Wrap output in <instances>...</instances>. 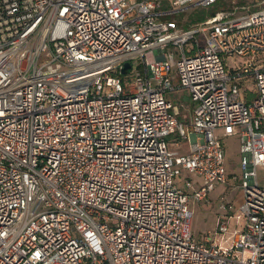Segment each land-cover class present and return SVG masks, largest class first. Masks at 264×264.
<instances>
[{"label":"built area","instance_id":"built-area-1","mask_svg":"<svg viewBox=\"0 0 264 264\" xmlns=\"http://www.w3.org/2000/svg\"><path fill=\"white\" fill-rule=\"evenodd\" d=\"M166 2L193 0H0V264H264V7L184 27ZM234 134L229 246L227 215L198 239L189 201L227 182Z\"/></svg>","mask_w":264,"mask_h":264},{"label":"rangeland","instance_id":"rangeland-1","mask_svg":"<svg viewBox=\"0 0 264 264\" xmlns=\"http://www.w3.org/2000/svg\"><path fill=\"white\" fill-rule=\"evenodd\" d=\"M198 0L186 4V6H178L175 3L166 2L163 9L171 11L168 14L161 15L163 19L176 20L181 26L187 27L193 23H197L206 16L210 15L211 11H218L222 9L234 8L239 6L241 12L246 11L248 8L257 9L258 7H264V0H218L211 6H199L196 5ZM239 10V11H240ZM242 60L239 57V61ZM134 61V67L139 63L136 59ZM230 64H235V61L231 59ZM174 81L178 82V77L174 75ZM244 91L250 89L254 91L256 84L254 79L248 78L245 82ZM246 94H249L248 92ZM250 95V94H249ZM167 97L174 103L182 102L184 104H190L192 101L190 95L185 89L170 90L167 92ZM178 134L174 133L169 139H174ZM218 135H223V130H218ZM225 143V165L227 171V182L216 183V188L212 190L208 197L202 200L195 198L190 199L189 208L192 211V230L195 236L200 239L206 233L212 230H216L218 221L221 216L227 215L226 221L228 222V230L221 232L217 235L218 242L223 245L231 246L236 230L242 229L244 220H239L237 212L239 211L238 206L242 202L243 189L240 185L243 176V164L241 156V142L239 134L232 136H225L223 138ZM187 149V148H186ZM258 180L259 183L264 185V165L258 166ZM192 176L194 179L202 181L203 178L198 173H187L184 172L176 177V183L178 186L183 187L185 185L186 177ZM232 204L233 215L230 217L228 214L229 209L222 207V204Z\"/></svg>","mask_w":264,"mask_h":264},{"label":"crops","instance_id":"crops-1","mask_svg":"<svg viewBox=\"0 0 264 264\" xmlns=\"http://www.w3.org/2000/svg\"><path fill=\"white\" fill-rule=\"evenodd\" d=\"M192 103V102H191ZM191 103L188 105V104H184V107L183 109L181 110L182 111V114H185L188 116V119L191 118V112H192V106H191ZM182 119H184V117L182 116Z\"/></svg>","mask_w":264,"mask_h":264},{"label":"water","instance_id":"water-1","mask_svg":"<svg viewBox=\"0 0 264 264\" xmlns=\"http://www.w3.org/2000/svg\"><path fill=\"white\" fill-rule=\"evenodd\" d=\"M131 66L130 62H127L125 67L123 68V72H126L127 68Z\"/></svg>","mask_w":264,"mask_h":264},{"label":"trees","instance_id":"trees-1","mask_svg":"<svg viewBox=\"0 0 264 264\" xmlns=\"http://www.w3.org/2000/svg\"><path fill=\"white\" fill-rule=\"evenodd\" d=\"M215 12H216V10L215 11H211L209 16H212L213 14H215ZM209 16H206L205 18H207Z\"/></svg>","mask_w":264,"mask_h":264}]
</instances>
